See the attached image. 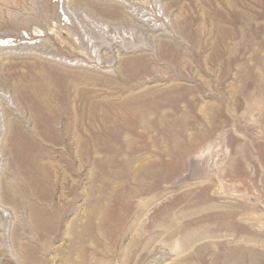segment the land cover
Returning <instances> with one entry per match:
<instances>
[{"label":"rangeland","instance_id":"obj_1","mask_svg":"<svg viewBox=\"0 0 264 264\" xmlns=\"http://www.w3.org/2000/svg\"><path fill=\"white\" fill-rule=\"evenodd\" d=\"M130 1L0 0V264H264V0Z\"/></svg>","mask_w":264,"mask_h":264},{"label":"built area","instance_id":"obj_2","mask_svg":"<svg viewBox=\"0 0 264 264\" xmlns=\"http://www.w3.org/2000/svg\"><path fill=\"white\" fill-rule=\"evenodd\" d=\"M129 6L132 5L130 0ZM150 2V3H149ZM161 0H148L149 6H146L147 8H135L133 7V11L135 15H139L141 21L148 24L153 25L155 27L163 28L166 24H169V19L167 18L166 12L163 10L162 6L160 5ZM2 39V38H1ZM1 39H0V45H1ZM5 43L7 44H16L17 46H23L20 42H17L15 39L12 38H6ZM3 45V44H2ZM2 212L0 211V218H1Z\"/></svg>","mask_w":264,"mask_h":264},{"label":"bare ground","instance_id":"obj_3","mask_svg":"<svg viewBox=\"0 0 264 264\" xmlns=\"http://www.w3.org/2000/svg\"><path fill=\"white\" fill-rule=\"evenodd\" d=\"M125 2H128L129 3V1H126L125 0ZM27 39H28V36L26 37ZM5 39L6 38H2L1 39V45H0V48H5V47H7L8 45H11V46H17L16 44H7V43H5ZM3 44V45H2ZM0 95L3 97V98H5V99H10V96L9 95H6L5 94V92L4 91H1L0 90ZM1 103V102H0ZM2 105V104H1ZM0 107H2V106H0ZM0 110H3L2 108H0ZM4 113V112H3ZM1 131H2V125H1V123H0V135H1Z\"/></svg>","mask_w":264,"mask_h":264}]
</instances>
